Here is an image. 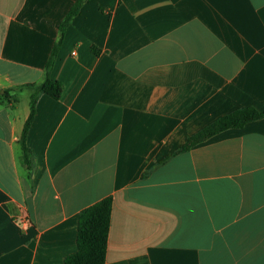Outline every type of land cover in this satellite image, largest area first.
<instances>
[{"label":"crops","instance_id":"1","mask_svg":"<svg viewBox=\"0 0 264 264\" xmlns=\"http://www.w3.org/2000/svg\"><path fill=\"white\" fill-rule=\"evenodd\" d=\"M76 0H0V95L44 78ZM99 49L98 54L91 48ZM40 95L0 100V264H63L78 216L112 210L104 264H264V0H86Z\"/></svg>","mask_w":264,"mask_h":264},{"label":"trees","instance_id":"2","mask_svg":"<svg viewBox=\"0 0 264 264\" xmlns=\"http://www.w3.org/2000/svg\"><path fill=\"white\" fill-rule=\"evenodd\" d=\"M86 0H76L71 9L58 26V38L54 43L50 57L46 62L44 78L37 84H24L3 90L0 100L8 98L9 91L29 90V114L23 125L18 145L21 152L22 164L27 177L32 170V154L26 145V137L29 127L32 123L35 104L40 95H47L54 100H58L62 94L63 86L58 81H52L48 77V72L52 68L57 52L62 44L65 31L70 26L72 19L79 13L82 5ZM92 52L98 54L99 49L92 47ZM264 117V111H257L254 108H242L224 115L214 122L198 131L196 134L189 136L181 148L176 152L184 153L189 151L195 145L206 141L216 134L230 130L240 129L247 123L259 120ZM112 210V199L104 198L82 210L78 216L77 234H76V251L67 256L63 264H104L107 246V237L110 224V215Z\"/></svg>","mask_w":264,"mask_h":264}]
</instances>
